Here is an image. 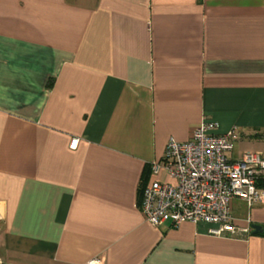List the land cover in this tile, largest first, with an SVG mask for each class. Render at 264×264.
<instances>
[{
	"label": "crops",
	"instance_id": "crops-1",
	"mask_svg": "<svg viewBox=\"0 0 264 264\" xmlns=\"http://www.w3.org/2000/svg\"><path fill=\"white\" fill-rule=\"evenodd\" d=\"M204 118L264 149V0H0V264H264V203L222 236L141 210Z\"/></svg>",
	"mask_w": 264,
	"mask_h": 264
},
{
	"label": "built area",
	"instance_id": "built-area-1",
	"mask_svg": "<svg viewBox=\"0 0 264 264\" xmlns=\"http://www.w3.org/2000/svg\"><path fill=\"white\" fill-rule=\"evenodd\" d=\"M217 128L204 118L189 140H168L164 157L150 170L155 175L165 171L173 182L155 179L142 189L141 210L149 224L158 226L167 218L172 226L206 223L209 234L222 236L235 229L230 199L248 206L264 203V149L245 151L233 160L227 154L242 134L236 128L220 134ZM78 142L74 137L69 146L74 149ZM88 264L101 262L93 258Z\"/></svg>",
	"mask_w": 264,
	"mask_h": 264
},
{
	"label": "rangeland",
	"instance_id": "rangeland-1",
	"mask_svg": "<svg viewBox=\"0 0 264 264\" xmlns=\"http://www.w3.org/2000/svg\"><path fill=\"white\" fill-rule=\"evenodd\" d=\"M234 146H235V149H236V152H235L236 154H237V151L239 153V151L242 150L243 148H245V147L247 148L246 144H234ZM257 149H260V148H256V149H252V150H257ZM247 151H249V150H247Z\"/></svg>",
	"mask_w": 264,
	"mask_h": 264
},
{
	"label": "water",
	"instance_id": "water-1",
	"mask_svg": "<svg viewBox=\"0 0 264 264\" xmlns=\"http://www.w3.org/2000/svg\"><path fill=\"white\" fill-rule=\"evenodd\" d=\"M254 228L257 230L258 229V226H254Z\"/></svg>",
	"mask_w": 264,
	"mask_h": 264
}]
</instances>
